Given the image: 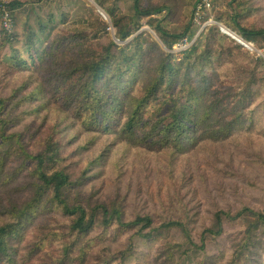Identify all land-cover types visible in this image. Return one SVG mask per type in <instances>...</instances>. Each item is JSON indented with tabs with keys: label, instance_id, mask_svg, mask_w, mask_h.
<instances>
[{
	"label": "trees",
	"instance_id": "1",
	"mask_svg": "<svg viewBox=\"0 0 264 264\" xmlns=\"http://www.w3.org/2000/svg\"><path fill=\"white\" fill-rule=\"evenodd\" d=\"M133 1L0 31V264H264V0Z\"/></svg>",
	"mask_w": 264,
	"mask_h": 264
},
{
	"label": "rangeland",
	"instance_id": "2",
	"mask_svg": "<svg viewBox=\"0 0 264 264\" xmlns=\"http://www.w3.org/2000/svg\"><path fill=\"white\" fill-rule=\"evenodd\" d=\"M20 1L26 2V6H24L22 9L18 11H13L14 20L12 19V28L11 30H7L4 25V11L5 9H7L8 5H11V0H2V4L0 5V31L4 30L9 34L17 33L24 40L25 39L24 30L28 24L31 25V27L36 33L41 34L40 25L43 24L47 26L49 23L50 15H53L55 18L56 28H57L55 29V31L64 37L68 35H73L75 32L81 29L83 31H91V29H95V27H92V25L88 24L87 23L88 21L84 19L86 14L91 12L94 8L97 9V11L99 12L95 0H20ZM202 1H207L209 4V8L205 9V11L203 12L202 20H201L202 24H205L207 26L216 23L213 18L214 3L215 5L217 4V7L219 8H223L225 3H229V0H200V2ZM121 4L124 7L125 15L128 16L135 15L133 0H121ZM108 5H111V1L108 3ZM167 16L168 14L164 12L161 17L164 18ZM208 16L210 18V21L205 22ZM161 17L160 16L156 17V19H159ZM193 19H194V13H193L192 22L193 24H195L196 22L194 23ZM108 22H110V20ZM187 24L188 21L187 22L179 21L169 25V27L175 34H180L183 32ZM195 26H196L195 29H197L196 31V36H197V34L200 31V28H197L198 27L197 23L195 24ZM143 30H150V29L144 28ZM196 36L194 37V39L196 38ZM2 40H3V36L0 34V44ZM252 48L253 49L250 48L252 52H254L255 54L257 53L261 57L263 56L261 52H257V50H255L254 46H252ZM21 49H23V53L25 54L27 53L26 45H21ZM229 231H231V229H229Z\"/></svg>",
	"mask_w": 264,
	"mask_h": 264
},
{
	"label": "built area",
	"instance_id": "3",
	"mask_svg": "<svg viewBox=\"0 0 264 264\" xmlns=\"http://www.w3.org/2000/svg\"><path fill=\"white\" fill-rule=\"evenodd\" d=\"M207 8H209V4L207 1L200 2V0H199L197 2L196 7L194 9V19L193 20H194V23L195 22L197 23L198 28H200L199 33L197 34L196 38L192 41H190L188 38L180 40L173 47L171 53L178 54V53H181L183 51H186L196 42V40L200 37V35L202 34L205 27H207V25L202 24V22H201L202 14L205 11V9H207ZM12 19H13V12L11 11L10 5H8L7 9H5V11H4V25H5V28L7 30H11V28H12Z\"/></svg>",
	"mask_w": 264,
	"mask_h": 264
},
{
	"label": "water",
	"instance_id": "4",
	"mask_svg": "<svg viewBox=\"0 0 264 264\" xmlns=\"http://www.w3.org/2000/svg\"><path fill=\"white\" fill-rule=\"evenodd\" d=\"M97 8H98V10H99L101 16H102L105 20H108V21H109V19L107 18L106 14H105V13H104V12L98 7V6H97ZM215 24H217V23H215ZM217 25H218V24H217ZM220 27H221V30H222L223 33L228 34L229 36H231L232 38H234L236 41H238L239 43H241L242 45H244L245 47H247L248 49H250V48L247 46L248 44L244 43L242 40H240L239 38H237L234 34H232L231 32L227 31L225 28H223L221 25H220ZM143 31H149L152 35L155 36V34H154L152 31H150V30H142L141 32H143ZM250 50H251V49H250Z\"/></svg>",
	"mask_w": 264,
	"mask_h": 264
},
{
	"label": "bare ground",
	"instance_id": "5",
	"mask_svg": "<svg viewBox=\"0 0 264 264\" xmlns=\"http://www.w3.org/2000/svg\"><path fill=\"white\" fill-rule=\"evenodd\" d=\"M247 46H248L249 48L253 49V48H252V45L250 46V45L248 44Z\"/></svg>",
	"mask_w": 264,
	"mask_h": 264
}]
</instances>
